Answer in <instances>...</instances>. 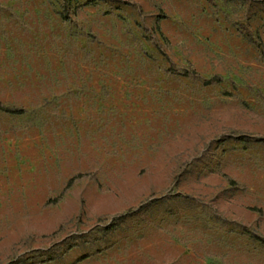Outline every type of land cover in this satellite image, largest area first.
I'll return each mask as SVG.
<instances>
[{"label": "rangeland", "instance_id": "374dc122", "mask_svg": "<svg viewBox=\"0 0 264 264\" xmlns=\"http://www.w3.org/2000/svg\"><path fill=\"white\" fill-rule=\"evenodd\" d=\"M0 103V264H264V0H0Z\"/></svg>", "mask_w": 264, "mask_h": 264}, {"label": "trees", "instance_id": "16d2710c", "mask_svg": "<svg viewBox=\"0 0 264 264\" xmlns=\"http://www.w3.org/2000/svg\"><path fill=\"white\" fill-rule=\"evenodd\" d=\"M207 1H210V0H207ZM240 32H241V34L245 37V39H247V41H249V42H251V43H257V42L253 39L252 35H251V34H250L245 28L241 27ZM181 75H183V76H195L196 73H195V72H188V71H186V72H183ZM219 81H220L219 78L213 77V78H211V79L205 80V81L203 82V85H211V84H213V83H218ZM0 111L5 112V113H10V114H22V113H23L22 110H13V109H9V108L3 106L1 103H0ZM79 177H81V176H76V177L70 179V180L67 182V184H66L64 190L68 189V188L72 185V183H73L76 179H78ZM59 197H60V195H59ZM57 200H58V198H57L55 201H57ZM263 244H264V242H263Z\"/></svg>", "mask_w": 264, "mask_h": 264}]
</instances>
